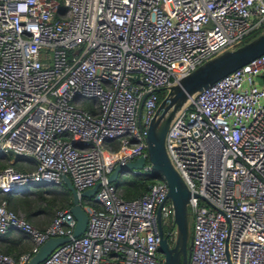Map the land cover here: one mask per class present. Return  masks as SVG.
I'll return each instance as SVG.
<instances>
[{
  "label": "built area",
  "instance_id": "2783aa9c",
  "mask_svg": "<svg viewBox=\"0 0 264 264\" xmlns=\"http://www.w3.org/2000/svg\"><path fill=\"white\" fill-rule=\"evenodd\" d=\"M263 22L264 0H0V151L23 165L0 168V194L63 174L77 192L97 184L78 235L69 206L38 226L0 198V233L31 241L0 264L51 235L69 238L37 264H162L160 228L176 231L165 181L124 197L108 175L146 156L159 90ZM164 146L190 191L187 264H264V52L188 94Z\"/></svg>",
  "mask_w": 264,
  "mask_h": 264
},
{
  "label": "water",
  "instance_id": "95a60500",
  "mask_svg": "<svg viewBox=\"0 0 264 264\" xmlns=\"http://www.w3.org/2000/svg\"><path fill=\"white\" fill-rule=\"evenodd\" d=\"M263 52L264 27L250 39L235 47L220 51L179 77L178 81L170 85L167 93L161 97L155 113L147 125L145 134L146 156L139 155L123 164L116 163L108 175L109 180H114L119 172H135L133 169L141 168L147 159L150 163L149 170L152 176L165 181L167 186L166 196L172 203L173 224L176 231L174 240L170 244L166 233L160 228V240L157 250L163 254L162 264H187L191 246V235L188 236L189 215L187 208L190 191L179 172L170 162L164 146V137L169 119L188 94L207 86L217 78ZM258 81H261V79L259 78ZM10 153L13 160L21 157L19 153L14 151L10 150ZM62 183L71 192L72 202L69 205V210L75 218L72 235H78L85 228L87 220V211L81 205L79 197L91 196L97 184L77 192L71 180L65 174L62 175ZM68 238L69 235H51L47 237L29 255L23 264H37L56 245L66 241Z\"/></svg>",
  "mask_w": 264,
  "mask_h": 264
},
{
  "label": "trees",
  "instance_id": "16d2710c",
  "mask_svg": "<svg viewBox=\"0 0 264 264\" xmlns=\"http://www.w3.org/2000/svg\"><path fill=\"white\" fill-rule=\"evenodd\" d=\"M264 27V22L262 23V26L260 28L254 29L252 31H250L247 35V37L244 39V41L250 39L251 37H253L254 35H256L257 33H259L262 28ZM164 90H159L158 91V96L162 97ZM84 106H87L88 108L91 107V102L90 101H85L84 102ZM6 154V155H4ZM2 151H0V156H6L9 157V159H11L12 154L7 152L4 153ZM12 163L14 165H16L17 167H23V165L21 163L16 164V161H12ZM3 162L0 161V168L3 166ZM157 178L153 177L152 174L150 173L149 169H146L142 172H119L116 177L114 178V180H112L113 184L121 191V195L124 197H133V196H137L140 193H142L145 189H146V185L147 183L155 180ZM59 186H61L63 188L62 193H63V197H65V201H63L62 203H58V204H52V200L46 199V202L48 203L49 207L51 206H55V207H61V206H69L72 202L71 199V192L70 190L66 187V185L64 183H61ZM45 189L43 188H37L35 189V193L38 195L39 198H43L44 197V192ZM0 198H4L6 200V203L9 207H11L14 210H17L16 207H18L17 204H21L22 201L25 202V199H23L21 201V198L19 196H14L12 192H5L2 193L0 195ZM20 198V199H19ZM13 206V207H12ZM53 206V207H54ZM54 207V208H55ZM53 208V209H54ZM23 210V214L25 217L30 219V216H32V213L40 210V208L35 207L34 209H22ZM0 241L3 243V246L0 245V249L3 251H7V252H12V253H17L18 251H20L19 247L21 244V238L19 236L14 237V236H8L7 233H0Z\"/></svg>",
  "mask_w": 264,
  "mask_h": 264
},
{
  "label": "rangeland",
  "instance_id": "374dc122",
  "mask_svg": "<svg viewBox=\"0 0 264 264\" xmlns=\"http://www.w3.org/2000/svg\"><path fill=\"white\" fill-rule=\"evenodd\" d=\"M248 35H245L243 39H241L239 42L234 43L231 45L232 47H235L239 44H241L242 42H244V39L247 37ZM3 154L7 153L2 151ZM6 155V154H4ZM9 160H12L13 162L16 161V164L22 163L20 162V158H17V160H13V157H11V159H9V157L6 156H0V161L3 162V164H6ZM39 189V188H43L45 189L43 194L44 197L43 198H39L38 195L35 193V189ZM63 188L59 185H42V184H30V185H26L24 187H21L20 189H18L17 191L12 192L14 196H19L21 198V201L23 199H25V202L22 201V203L18 205V207H16V211L19 213H24L22 209H34L35 207L40 208V210L32 213V216H30V221L38 226H42L44 225L46 222H48V220L50 219L52 212H53V206L49 207L48 203L46 202V199H53L52 200V204H58V203H62L63 201H65V197H63V193H62ZM1 195V194H0ZM19 198V199H20ZM13 207V206H12ZM162 227L163 229H167V228H172V226L170 225V220L167 218H163L162 221ZM192 232V219H191V215L188 216V236H190ZM18 235V234H16ZM9 236V235H8ZM174 236L175 234H173V237H168V241L171 242L174 240ZM0 245L3 246V243L0 241ZM27 246V242L25 240L21 241L20 247L19 248H25ZM1 247V246H0ZM23 248V249H24ZM20 250V249H19Z\"/></svg>",
  "mask_w": 264,
  "mask_h": 264
},
{
  "label": "crops",
  "instance_id": "0c3cea01",
  "mask_svg": "<svg viewBox=\"0 0 264 264\" xmlns=\"http://www.w3.org/2000/svg\"><path fill=\"white\" fill-rule=\"evenodd\" d=\"M16 234H18V235H16ZM7 235L14 236V237L19 236L21 238V241L25 240L27 242V246L25 248L23 247L24 249L28 248L31 245V241L25 235H23L21 232H18V231H15V230H10L7 233ZM23 248H20V251L24 250Z\"/></svg>",
  "mask_w": 264,
  "mask_h": 264
},
{
  "label": "flooded vegetation",
  "instance_id": "af4514ba",
  "mask_svg": "<svg viewBox=\"0 0 264 264\" xmlns=\"http://www.w3.org/2000/svg\"><path fill=\"white\" fill-rule=\"evenodd\" d=\"M173 241L169 242L170 244H172Z\"/></svg>",
  "mask_w": 264,
  "mask_h": 264
}]
</instances>
